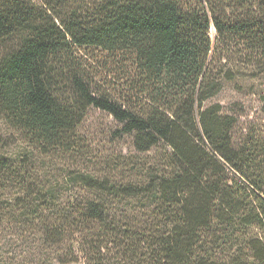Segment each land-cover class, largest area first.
<instances>
[{"label":"trees","instance_id":"16d2710c","mask_svg":"<svg viewBox=\"0 0 264 264\" xmlns=\"http://www.w3.org/2000/svg\"><path fill=\"white\" fill-rule=\"evenodd\" d=\"M233 62L264 65V0H0V228L9 193L51 238L89 235L100 256L111 243L122 264H264V139L237 141L209 103ZM90 108L136 152L165 147L162 169L82 175L93 198L48 224L30 157L78 153ZM13 143L27 152L8 157ZM126 198L153 200L155 221L110 222Z\"/></svg>","mask_w":264,"mask_h":264},{"label":"rangeland","instance_id":"374dc122","mask_svg":"<svg viewBox=\"0 0 264 264\" xmlns=\"http://www.w3.org/2000/svg\"><path fill=\"white\" fill-rule=\"evenodd\" d=\"M33 1L40 3V0ZM228 69L233 79L224 81L220 93L209 103L219 104L224 114L237 120L234 128L237 141L248 134L264 139V65L233 62ZM121 129L122 125L113 117L90 108L77 131L78 153L46 157L27 154L35 164L40 180L49 189L44 195L46 199L40 202L44 216L51 220L48 224H55L52 218H60L61 212L75 213L79 204L93 198L94 192L83 183L82 175L107 179L111 173L136 182L144 165L153 170L162 169L165 147L151 153H138L133 147V138L123 135ZM25 152L20 143L10 144L5 149V154L11 158ZM5 196L10 198L13 207L11 217L0 228V264H122L124 261L117 256L111 243L100 256L89 235L88 243L85 246L83 242V247L80 241L77 243L78 238L69 234L61 241L51 238L45 230L47 224L40 221L39 214L18 206L15 194ZM152 202L146 198L112 201L108 207L109 221L117 225L126 219H130V225L155 221ZM101 235L103 233L99 231L97 237ZM145 247L140 249L141 255L147 252Z\"/></svg>","mask_w":264,"mask_h":264}]
</instances>
